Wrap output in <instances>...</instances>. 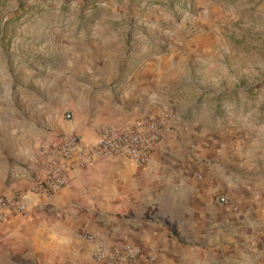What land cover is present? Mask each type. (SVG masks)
<instances>
[{
  "label": "crops",
  "instance_id": "1",
  "mask_svg": "<svg viewBox=\"0 0 264 264\" xmlns=\"http://www.w3.org/2000/svg\"><path fill=\"white\" fill-rule=\"evenodd\" d=\"M187 48L205 51L201 42ZM192 60L74 62L67 70L73 78L58 76L54 93L15 96L9 111L0 107V196L25 207L0 222V264H97V246L123 243L140 250L135 264H264V169H254L261 146L241 142L240 130L225 129L224 121L214 127L183 112L185 105L179 112L176 87L183 96L187 86L198 92L182 74ZM210 107L222 115L218 103ZM145 120L167 129L145 164L75 159L62 190H33L60 138L75 135L89 145L98 126Z\"/></svg>",
  "mask_w": 264,
  "mask_h": 264
},
{
  "label": "rangeland",
  "instance_id": "2",
  "mask_svg": "<svg viewBox=\"0 0 264 264\" xmlns=\"http://www.w3.org/2000/svg\"><path fill=\"white\" fill-rule=\"evenodd\" d=\"M192 42L205 51L192 53ZM95 58H196L182 74L198 92L176 87L179 112L239 129L241 142L260 144L254 169H264V0H0L5 111L15 96L54 93L58 76L73 78L72 63Z\"/></svg>",
  "mask_w": 264,
  "mask_h": 264
},
{
  "label": "built area",
  "instance_id": "3",
  "mask_svg": "<svg viewBox=\"0 0 264 264\" xmlns=\"http://www.w3.org/2000/svg\"><path fill=\"white\" fill-rule=\"evenodd\" d=\"M67 120L71 116H65ZM96 140L92 144H84L77 136L70 135L60 138L47 150V165L40 180L33 185V190L52 195L62 190L66 185V170L75 159L82 165L90 164L100 157L122 156L137 164H145L153 147L162 140L167 130L162 122L157 120L139 121L126 128L101 125L96 128ZM224 198L219 202L223 203ZM24 205L15 199L0 196V222L6 212L24 211ZM89 239H92L90 236ZM140 256V250L130 244H119L106 250L97 246L94 260L97 264H135Z\"/></svg>",
  "mask_w": 264,
  "mask_h": 264
}]
</instances>
